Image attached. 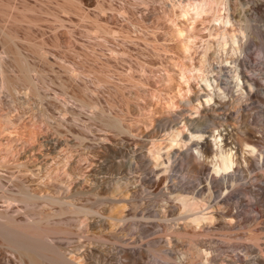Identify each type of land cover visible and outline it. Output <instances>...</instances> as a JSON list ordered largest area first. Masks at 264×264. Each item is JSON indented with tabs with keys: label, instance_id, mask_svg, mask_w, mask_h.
I'll return each mask as SVG.
<instances>
[{
	"label": "rangeland",
	"instance_id": "rangeland-1",
	"mask_svg": "<svg viewBox=\"0 0 264 264\" xmlns=\"http://www.w3.org/2000/svg\"><path fill=\"white\" fill-rule=\"evenodd\" d=\"M188 1L0 0V31L8 32L14 39L11 43L13 51L6 52L5 33L0 35V65L4 64L11 78L22 75L17 47L28 65L27 79H19L18 89L11 84L13 87L10 85L0 94V161L3 164L0 165V201H3L4 193L5 197L6 192L16 188L17 177L35 191H54L53 183L58 182L57 177L64 179L65 174L76 171L80 172L77 180L83 178V186L88 189L79 193L76 201L95 204L97 209L109 212L112 203L106 197L112 195L113 187L103 185L92 189L88 184L93 182L91 173L105 170V173L98 174V179L114 182L145 176L151 166L162 168L163 164L153 162L156 160L149 151L152 143L164 139L168 133L161 126L162 119L175 117L171 124L183 128V137H190L192 127L206 112L214 114L222 123L220 130L227 125L225 115L233 113L234 117L238 116L232 106L213 111L212 107L218 106L214 100L211 104L202 103L208 87L199 81L197 74L206 43L209 39L215 42L219 37V29L214 25L221 27L223 23L213 20L209 11L196 15L189 5L191 11H188L184 7ZM231 1L232 13L248 18L252 30L242 55L250 60L253 71L260 73L264 80V8L259 7L261 0ZM228 26L236 27L231 23ZM214 45L209 49L210 53L208 51L209 57L217 46ZM219 53L220 56L211 57L213 72L210 75L213 79V74L218 75L217 71H220L222 84L238 95L232 72L220 69L231 64L230 55ZM229 96L225 99L228 100ZM188 99L195 104H189ZM249 102L245 110L246 120L252 121L251 126L264 139V101L244 100L242 103ZM197 103L199 111L193 107ZM5 115H11L16 124L13 126L14 122H8L11 126L7 125ZM104 115L120 119L122 129L108 124ZM240 120L238 123L232 120L234 126L240 124ZM24 123L36 128L34 139L26 141L21 134L18 135ZM209 130L207 136L218 133V128ZM54 140L59 143L55 145ZM166 152L161 150V155L165 153L159 156L161 160H168ZM146 160L148 165L143 169L141 166ZM186 166L178 164L174 171L176 180L197 183L198 186L206 183L203 178L192 176L193 172ZM257 173L264 174V169L253 171L232 188L233 198L241 200L238 201L241 212L251 215L258 214L262 208L256 202L255 191L261 181L256 177ZM162 175L160 172L156 178L159 180ZM149 184L151 186L147 188L153 193L141 194L132 202V207L130 203L124 210V214L131 215L130 221H122L124 226L107 227L101 231L97 225H92V229L90 227L84 234L93 236V239L82 236V243L80 237L73 234L70 246L77 252L84 250L86 263L192 264L182 249L173 247L174 253L168 254L159 250V245L148 244L149 240L169 237L164 233L167 228L142 237L139 223L154 226L159 221L157 214L164 211L162 203L168 200L155 195L159 188L156 184ZM136 185L139 183H133ZM0 203L6 204L5 201ZM160 222L167 226L165 221ZM199 230L203 232L199 238L206 240L203 249L212 253V264H233L232 259L241 254L245 258L237 264H251L255 253L247 252L246 244H255L264 257V217L253 219L246 228ZM114 233L122 236L117 239L121 243H117L118 237ZM99 235L106 241L96 238ZM0 250L1 257L4 253L5 256L12 255L3 247ZM165 254L168 256L164 257ZM197 255L193 264H205Z\"/></svg>",
	"mask_w": 264,
	"mask_h": 264
},
{
	"label": "bare ground",
	"instance_id": "bare-ground-1",
	"mask_svg": "<svg viewBox=\"0 0 264 264\" xmlns=\"http://www.w3.org/2000/svg\"><path fill=\"white\" fill-rule=\"evenodd\" d=\"M231 2V0H189L184 7L188 8V11L192 9V13L196 15L209 11L213 14H211L213 20L219 21L220 24L223 23L221 27L220 25H214L217 30L219 29L217 31L219 37H216L215 42L209 39L210 41L208 40V43H206V49H204L205 52L199 68L200 72H198L197 76L201 79L199 81L201 83L204 82V86L208 87L206 93L203 94L206 96L205 99H202L203 104H205V101L211 104L214 100L218 106H213V111L225 109L226 106H232L237 110L235 114L237 115L238 113V116H235V118L233 113L225 115V123L227 125L224 130H220L219 126L222 123L216 120L214 114L206 112L204 116L198 118L197 123L192 127L190 137L189 135L183 137V128H175L174 124H171L175 117H165L162 119L161 126L166 131L168 130L167 136L165 134L164 139L160 141L158 139L157 141L160 143L156 142V139L153 140L159 150L156 149L155 143L152 144L157 151L153 146L150 147L151 149L149 148V151L152 152L151 155L156 160L153 162L156 165L163 164L162 168L155 169L151 166L148 167V171H145V176L137 177V179H125L124 181L123 179H116L114 182L112 180L98 179V174L101 172L105 173V170L93 171L91 173L94 177L91 180L93 182L88 184H91L92 189H97L103 185L104 187H113L111 191L112 195L106 197L107 201L112 203H110L109 212L97 209L94 206L95 204L87 205L76 201L79 193L88 190L83 186V178L82 180H77V175L80 172L67 171L68 173L66 172L67 174H65L66 177L64 179L57 177L58 182L53 183L56 187L54 191L50 189L39 192L35 191L24 180L17 177L15 180L16 188L10 190L11 192L9 193L6 192L5 197V193L3 192L2 197L6 204L0 205V247L12 253V255L8 253L10 256H7V254L5 256V253L4 255L1 254L0 264H96L90 261L86 263L84 250L77 252V250L75 251L74 248H71L70 244L74 237L73 234H77L82 243V236H87L89 240L93 239V236L84 234V232L89 231L90 227L92 229V225H97V227L101 228V231L107 227L124 226L125 224H122V221L131 220L129 219L131 217L129 213L124 214L126 207L135 199L137 200L141 194L153 193V191L147 188L150 185L149 183H152V185L156 184L159 188L158 191L154 192L155 195L168 200L162 203L165 206L164 211L162 209L163 213L157 214L159 221L154 226L149 225V223L148 225L139 223L141 225L140 230L142 229V237L167 228L164 233L169 234V237L149 240L148 244L159 245V250H164L168 254H173L174 248L182 249L189 263L192 264L196 260L197 253L204 260L205 264H212L211 261L213 259L210 256L212 253L206 248L203 249L205 244L203 241L205 242L206 240L202 241L199 238L203 234L199 228L206 230L234 227L246 228L253 219L256 220L259 217H264L263 173L256 174V177L261 180L258 183L259 188L255 191L256 202L262 206L258 214L251 215L241 212V205L239 203L241 200H238V202L232 196V188L234 184L236 185L239 182L238 180L247 178L255 170L264 169V139L251 126L252 121L246 120L245 110L248 109L250 102L246 104L242 103L244 100H251L252 102L257 100L264 101V80L260 77V73L253 71L250 60L245 55H242L250 41L252 30L250 29L248 18L242 14L235 15L232 13L233 5ZM188 5L191 7L190 9ZM259 7L264 8V0H261ZM185 11L187 12V9ZM230 23L236 27L229 28L228 25ZM215 27L212 29H215ZM2 33H5L4 44L7 46L6 52L13 51L11 45L14 41L13 36L4 30L0 31V35ZM212 41L217 45L214 47L215 51L213 50L212 56H220L219 52H225L227 56L230 55L228 57H230L229 61L231 64L222 66L220 69L226 68L232 72V77L235 78L236 85L238 86V95H235L230 87L222 84L223 80H221V76L219 75L220 71H217L218 75L213 74V79L210 75L213 72L210 68L212 56H208V51L212 49L214 44ZM17 53L21 55L22 75H19L18 78H11L4 64H1L0 94L5 88L9 89L11 84L14 86L11 85V87L18 89L19 79H27V61L18 47ZM205 87L201 86L202 89H206ZM228 95H230L229 99L226 100L225 97ZM201 96H198V98ZM188 102L189 104H195L189 99ZM193 107L199 111L200 106L198 103ZM10 116L5 115L8 120L5 122L7 125L14 122L12 124L14 126L16 122ZM103 119L108 124L122 129L120 119L107 115H104ZM232 120L235 122L240 120V124L234 126ZM24 124H22V126L24 125L22 131V126L20 127L21 132L18 135L21 134V137L26 138V141L34 139L36 128H32V125L30 127L29 125L27 126V123ZM212 127L218 128V133H209V136H207L206 133L211 132L209 129ZM1 129L2 131L4 130L3 128ZM210 136L214 137V139ZM17 137L19 138L20 136ZM165 140H167L166 143ZM58 141L60 142V139ZM59 142L56 141L55 145ZM176 146L179 148L175 149L174 147ZM163 149L165 152L167 151L166 156L168 160H161L159 157L165 154L161 155V150ZM179 163L182 166L187 165L189 170L193 172L191 173L192 176L201 177L206 183L198 186L197 183L188 184L189 182L186 183L187 181L185 182L182 179L176 180L174 171L177 169ZM1 164L2 162L0 161ZM147 165L148 161L141 168L146 169ZM160 172L163 175L158 180L156 175ZM188 176L190 178V175ZM75 180L77 182L73 186ZM137 182L139 186H133V183ZM200 195L203 196L199 197ZM174 200L180 202L174 204ZM3 201L1 200L0 202L3 203ZM120 201L124 202L120 204ZM135 204L137 205V203ZM132 205L133 203L130 206L132 207ZM160 220L165 221L167 226L164 227ZM134 222L136 223L137 221L134 220ZM212 224L214 226H211ZM158 227L160 228L158 229ZM93 233L98 234L97 231H93ZM115 236L118 237L116 240L122 237L117 233ZM96 238L106 241L100 235ZM119 240H117V243H121ZM82 245L84 246L85 244ZM245 246L247 252H250V254L255 253V256L251 259V264H264L261 249L255 244H246ZM126 252L128 253V251ZM143 253L145 252L143 251ZM167 256L165 254L164 257ZM244 258L241 254L234 260L232 259V263L237 264L238 261L242 263Z\"/></svg>",
	"mask_w": 264,
	"mask_h": 264
}]
</instances>
